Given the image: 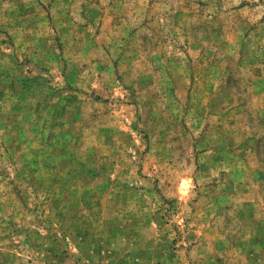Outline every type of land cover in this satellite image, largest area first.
Segmentation results:
<instances>
[{"label": "rangeland", "instance_id": "374dc122", "mask_svg": "<svg viewBox=\"0 0 264 264\" xmlns=\"http://www.w3.org/2000/svg\"><path fill=\"white\" fill-rule=\"evenodd\" d=\"M0 264H264V0H0Z\"/></svg>", "mask_w": 264, "mask_h": 264}]
</instances>
